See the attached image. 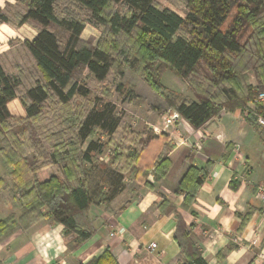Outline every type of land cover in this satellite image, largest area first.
Masks as SVG:
<instances>
[{
  "label": "trees",
  "instance_id": "1",
  "mask_svg": "<svg viewBox=\"0 0 264 264\" xmlns=\"http://www.w3.org/2000/svg\"><path fill=\"white\" fill-rule=\"evenodd\" d=\"M13 1L23 4L24 11L11 13L6 2L0 7V25H35V36L23 45L40 77L26 84L21 74H7L0 63V155L10 167L8 180L0 178V195L8 194L20 211L19 216L0 220V242L45 219L62 226L71 252L93 235L86 219L89 207L108 208L136 183L153 189L149 174L174 193L184 191L181 208L187 210L208 170L189 163L173 186L163 182L171 165L163 154L151 166L141 164L148 143L158 139L153 131L132 129L121 122L114 105L98 101L73 126V140H62L64 133L58 132L52 138L59 141L52 142L49 130L42 126V110L56 101L60 109L71 111L75 99L88 94L76 80L81 69L102 82L120 64L138 73L162 101L150 111L171 108L193 129L222 111L242 109L254 92L247 84L249 72L256 90L264 91V0H182L188 8L185 19L156 0H69L85 11L84 20L58 15L60 0ZM86 24L102 31L103 39L94 46L80 38ZM60 32L68 34L62 41ZM166 70L184 81L195 99L164 95L161 77ZM117 71L123 77L121 66ZM123 87L119 82L116 91L122 92ZM14 100L23 111L19 117L9 110ZM9 121L17 126L13 128ZM96 131L107 137L105 143L94 138ZM41 137L50 143L48 148ZM77 143L85 147L80 149ZM107 145L112 151L105 161L100 158ZM54 164L57 174L39 180L37 173ZM160 207L166 213L175 209L165 200ZM174 240L181 255L177 264H207L191 240L190 227L178 215ZM77 264L117 263L105 251Z\"/></svg>",
  "mask_w": 264,
  "mask_h": 264
},
{
  "label": "crops",
  "instance_id": "2",
  "mask_svg": "<svg viewBox=\"0 0 264 264\" xmlns=\"http://www.w3.org/2000/svg\"><path fill=\"white\" fill-rule=\"evenodd\" d=\"M160 119V127L148 125L158 139L142 152V166H151L163 154L171 164L163 177L169 186L186 164L208 170L187 210L181 208L184 191L174 193L149 174L147 181L153 189L136 183L108 208L89 207L86 219L93 235L75 250L67 251L69 239L63 236L62 226L42 219L0 242V264L86 263L105 251L117 264H177L181 258L174 240L177 215L190 227L191 240L207 264H253L255 256L264 252V206L254 191L264 182V156L253 143L254 124L240 109L222 111L199 129L191 128L180 116L169 125L163 115ZM155 142L160 151L144 164L143 155ZM252 159L258 161L257 172ZM123 195L127 199L118 206ZM163 200L174 211L164 212L160 207ZM119 228L124 229L120 236L115 234ZM150 243L156 244L154 250L147 249Z\"/></svg>",
  "mask_w": 264,
  "mask_h": 264
},
{
  "label": "rangeland",
  "instance_id": "3",
  "mask_svg": "<svg viewBox=\"0 0 264 264\" xmlns=\"http://www.w3.org/2000/svg\"><path fill=\"white\" fill-rule=\"evenodd\" d=\"M6 2H8L10 5L9 11L11 13L15 11L23 12L25 9L23 4L17 3L13 0H0V7L4 8ZM156 2L159 4V6L168 8L185 19L188 8L185 6L182 0H156ZM57 14L60 16L73 17L77 20H84L86 17L85 11L79 6L69 2V0H60L58 2ZM2 25H5L7 28H0V32L2 33V38L0 39V63L7 74H21L24 78V82H26V84H31L32 79L34 77H40V74L36 69L33 59L23 45V42L25 40H30L36 34L35 25H23L19 28H12L6 24ZM52 30H57V28L52 27ZM182 32L184 33L185 30L183 29ZM67 36L68 34L60 32V41L64 40V38ZM101 37V29L91 24H86L80 35L82 41L89 42L92 46L96 45L98 41H101L103 39ZM125 39L117 42H125ZM116 66L118 65L113 67L108 77L102 82L96 81L86 69H81L76 80L78 85L83 86L88 94L85 98H76L73 104H71V111H67V109H60L57 106L56 101L44 106L41 116L42 120L44 121L42 126L49 130L51 138L58 132H63L64 136L62 137V140H73L75 138L73 126L77 124L79 117L98 101L110 102V104L114 105L115 114L119 115L122 120L121 122L126 123L130 125L132 129L139 131L143 127L148 128V125L151 124L153 126L160 127V115H163L164 117L176 112L171 108H168L162 112L150 111L153 108L152 106L160 104L162 101L158 100V97H154L155 95L152 94L148 85L138 73L130 70L126 65L124 66L120 64L119 66H121L123 71V77H120L117 75V69L119 66ZM248 78L247 84H249L254 90L253 94L250 96V99H252L253 96L258 92L256 90L257 83L254 79V76L250 72L248 73ZM119 82L124 84L122 92L116 91V86L119 84ZM161 84L164 88V95H176L179 99H195L189 86L169 70H166L163 73L161 77ZM21 88L22 87L18 88L19 92H22L23 89L21 90ZM128 90H131V95L126 93ZM246 106L247 103L244 107ZM9 110L10 113L15 117H19L23 114V111L20 109V105L17 100H14L10 103ZM9 124L13 125V128L17 126L16 123L12 121H9ZM252 128L254 130V133L252 134L254 137L253 143L257 146V150H262L264 156V145L259 139V132L253 126ZM94 138H99L103 143L107 141V137L103 136V134L99 133V131L95 132ZM40 139L42 140V145L44 148H48L50 143L45 141L44 137H41ZM58 141L59 139L57 137L52 138V142ZM79 146L83 149L85 144L81 146L79 143L78 147ZM160 148L161 146L159 143H151L150 148L146 150L143 155L144 164H149L153 156L160 151ZM111 151L112 146L107 145L104 152L105 154H103L100 159L107 161L106 154L107 152ZM252 162L254 163L251 165L257 172L259 170L258 164H256L258 161L252 159ZM57 168V165L54 164L42 169L43 171L40 170L37 173L38 179L45 180L52 174H57ZM9 171L10 167L5 164L2 156L0 155V178L8 180ZM126 199L127 198L125 195H123L118 201V206L121 205V203H123ZM19 214L20 211L12 204L10 196L8 194L0 195V219L6 218L10 215L19 216Z\"/></svg>",
  "mask_w": 264,
  "mask_h": 264
},
{
  "label": "built area",
  "instance_id": "4",
  "mask_svg": "<svg viewBox=\"0 0 264 264\" xmlns=\"http://www.w3.org/2000/svg\"><path fill=\"white\" fill-rule=\"evenodd\" d=\"M241 114L245 119H249L254 124L256 130L259 132L264 141V91L257 92L252 99H249L247 106L240 109ZM179 115L175 112L171 115L163 117L165 125L174 123L178 119ZM255 196L264 206V182H259L255 186ZM124 233L123 228H119L115 234L122 235ZM114 236V234H111ZM156 244L150 243L147 249L154 250ZM253 264H264V252L260 251L254 258Z\"/></svg>",
  "mask_w": 264,
  "mask_h": 264
}]
</instances>
